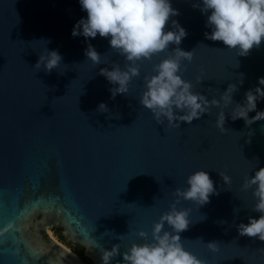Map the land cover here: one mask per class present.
<instances>
[{
	"label": "water",
	"instance_id": "1",
	"mask_svg": "<svg viewBox=\"0 0 264 264\" xmlns=\"http://www.w3.org/2000/svg\"><path fill=\"white\" fill-rule=\"evenodd\" d=\"M170 2L180 15L170 18L166 30L178 21L188 33L179 47L195 49L193 61H184L183 79L209 100L220 99L229 84L238 86L233 105L223 108L221 102L180 128L158 124L139 103L144 76L168 52L142 62L129 93L113 99L114 86L100 70L114 64L124 70L127 62L108 39L73 38L74 25L87 18L79 0H0V264H84L53 239L51 229H61L92 264H102L103 251L119 244L121 256L112 264H123L133 243H146L135 233L147 232L151 242L153 225L175 203V190L187 188L188 177L199 170L209 173L219 194L204 206L177 205L192 222L181 233L185 250L206 264H264V241L238 234L239 224L260 216L252 211L254 189L242 185L264 168V121L249 127L230 115L248 90L260 87L264 43L247 57L237 56L205 38L211 32L207 16L193 8L201 0ZM89 42L101 56L99 65L85 56ZM46 49L63 58L51 74L35 69ZM201 69L204 80L197 84ZM101 103L107 112L98 110ZM221 110L225 133L216 126ZM257 111H264V100ZM219 173L232 183L226 185ZM210 242H218V253L207 248Z\"/></svg>",
	"mask_w": 264,
	"mask_h": 264
},
{
	"label": "clouds",
	"instance_id": "2",
	"mask_svg": "<svg viewBox=\"0 0 264 264\" xmlns=\"http://www.w3.org/2000/svg\"><path fill=\"white\" fill-rule=\"evenodd\" d=\"M79 3L87 13V18H82L74 25L73 38L83 36L88 41L89 38L99 36L108 39L111 50L124 57L127 62L124 70L119 64H114L112 70H100L99 74L114 86L110 89L113 99L117 95L129 93V85L141 75L142 62H151L153 57L168 52L166 59L154 64L152 74L144 76L145 91L139 101L140 105L151 111L158 124L167 121L168 126L180 128L182 123L191 125L205 114L210 115L213 107L221 108V102L223 108L233 105V95L238 91L237 84H229L220 99L209 100L207 96L194 92L193 83L183 79L182 73L187 71L184 61H193L195 49L184 51L179 47L188 33L178 21L172 20L173 30H166L170 18L180 15L172 7L170 0H79ZM193 8H198L207 16L206 27L211 32H205V38L222 42L227 49L235 51L237 56L247 57L254 48H259L264 43V0H201L193 4ZM171 45H176L174 51L169 50ZM46 51L47 55H40L35 69L41 70L43 67L51 74L60 67L63 58L58 51ZM85 56L94 64H101V56L90 42ZM204 76L201 69L196 83L201 84ZM243 83L244 76L241 74L240 86ZM258 83L260 87L248 90L244 102L235 105L230 114L233 121L243 119L249 127L258 121H264V111H257L258 100H264V77L259 78ZM98 110L107 112L108 108L101 103ZM251 112H256V115L249 118ZM225 123L226 112L221 110L216 126L222 133L227 132ZM251 135L253 133H249L250 137ZM219 175L226 185L232 183L229 175ZM186 183L187 188L175 190V203L153 225L151 242H147V232L135 233L146 243H133L122 254L123 264H206V261L185 250L181 233L189 230L192 222L189 211L178 210L177 205L181 201H194L199 206H204L210 202L212 195L219 193L205 170L191 174ZM252 189L256 199L252 211L260 213V216L259 219L250 218L247 224H239L238 234L264 241V168L245 178L242 190ZM234 211L239 212V209ZM166 225L170 231L165 230ZM207 248L212 253L220 251L218 242L208 243ZM119 256L121 252L117 244L111 250L103 251L102 264H112Z\"/></svg>",
	"mask_w": 264,
	"mask_h": 264
},
{
	"label": "rangeland",
	"instance_id": "3",
	"mask_svg": "<svg viewBox=\"0 0 264 264\" xmlns=\"http://www.w3.org/2000/svg\"><path fill=\"white\" fill-rule=\"evenodd\" d=\"M51 235L53 237L54 240L58 241L59 243H61L63 246H65L70 252L73 253V251L77 250V251H80L81 250V247L74 243V242H71V241H67L65 240L64 238L61 239L59 235H61V230L60 229H57V230H52L51 229Z\"/></svg>",
	"mask_w": 264,
	"mask_h": 264
},
{
	"label": "flooded vegetation",
	"instance_id": "4",
	"mask_svg": "<svg viewBox=\"0 0 264 264\" xmlns=\"http://www.w3.org/2000/svg\"><path fill=\"white\" fill-rule=\"evenodd\" d=\"M52 230H55V229H52ZM73 254H74L78 259H80L84 264H92V263L90 262V260L84 256L83 252L80 253L79 251H77V250L75 251V250H74V251H73Z\"/></svg>",
	"mask_w": 264,
	"mask_h": 264
},
{
	"label": "trees",
	"instance_id": "5",
	"mask_svg": "<svg viewBox=\"0 0 264 264\" xmlns=\"http://www.w3.org/2000/svg\"><path fill=\"white\" fill-rule=\"evenodd\" d=\"M55 230H57V229H55ZM61 230V229H60ZM60 236V238L61 239H63V237L61 236V235H59ZM80 253H82L83 252V249H82V247H81V250L79 251Z\"/></svg>",
	"mask_w": 264,
	"mask_h": 264
},
{
	"label": "bare ground",
	"instance_id": "6",
	"mask_svg": "<svg viewBox=\"0 0 264 264\" xmlns=\"http://www.w3.org/2000/svg\"><path fill=\"white\" fill-rule=\"evenodd\" d=\"M49 233H50V235H51V230H49ZM52 236V235H51Z\"/></svg>",
	"mask_w": 264,
	"mask_h": 264
}]
</instances>
